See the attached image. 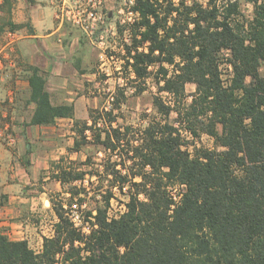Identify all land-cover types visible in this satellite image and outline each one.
I'll use <instances>...</instances> for the list:
<instances>
[{
  "label": "trees",
  "instance_id": "trees-1",
  "mask_svg": "<svg viewBox=\"0 0 264 264\" xmlns=\"http://www.w3.org/2000/svg\"><path fill=\"white\" fill-rule=\"evenodd\" d=\"M245 1L253 5L250 18L242 0H135L140 16L130 27L126 63L137 79L157 66L159 90L173 100L155 96L160 117L144 127L113 125L119 99L109 110L91 108L92 123L78 120L73 149L102 144L104 170L71 164L55 176L70 185L69 203L89 194L88 174L108 182L102 203L88 211L90 231L75 226L58 201L55 235L44 238L41 252L0 231V264H264V0ZM30 82L34 123L75 116L73 104L52 101L37 71ZM189 83L196 90L187 103ZM186 133H207L216 146L198 147ZM91 163L88 156L81 164ZM76 181L81 185H71ZM115 187L128 200L109 217Z\"/></svg>",
  "mask_w": 264,
  "mask_h": 264
},
{
  "label": "crops",
  "instance_id": "crops-1",
  "mask_svg": "<svg viewBox=\"0 0 264 264\" xmlns=\"http://www.w3.org/2000/svg\"><path fill=\"white\" fill-rule=\"evenodd\" d=\"M114 7V0H106L108 21L116 17ZM56 14V0H0V132L9 127L16 137L12 147L0 136V231L27 240L37 252L45 237L55 235V197L67 195L55 175L65 163L85 159L83 147L73 149L77 121L92 123L89 85L102 66L100 47ZM35 71L45 78L55 104L74 105V117L33 122Z\"/></svg>",
  "mask_w": 264,
  "mask_h": 264
},
{
  "label": "rangeland",
  "instance_id": "rangeland-1",
  "mask_svg": "<svg viewBox=\"0 0 264 264\" xmlns=\"http://www.w3.org/2000/svg\"><path fill=\"white\" fill-rule=\"evenodd\" d=\"M115 7L113 8L116 13L114 20L107 21L106 26H102L105 30V39L107 45H109L108 54L113 55V58L106 60V65H102L104 61L99 60V64L102 65L99 68V77L93 84L91 82L89 90V108L109 110L112 108L113 103L119 99L116 104L118 108L115 109L114 115L117 116V120L113 122V125L118 123L126 126L133 125L135 127H144L150 119L159 118L160 115L154 106V97L162 96L165 100H173V96L167 92H160L158 80H162V75L157 73V66L151 67V74L147 78H136L135 73L131 66L126 63V45L131 44V30H126L125 26L120 23V13L119 8L129 3V0H114ZM178 2L179 0H174ZM192 0H187L191 2ZM207 3L208 0H200ZM221 3L226 0H219ZM242 12L247 16L251 17L253 13V5L242 0ZM106 11L107 8H105ZM110 22L115 28H110ZM123 29V32L121 31ZM129 40H126V39ZM101 49V48H100ZM105 69L103 70V68ZM223 77L225 81H229L232 76V70L227 62L222 64ZM264 73V68L262 69ZM196 90V85L194 83H189L187 85V98L185 101L188 103L191 101V94ZM149 114L150 117L146 116ZM173 118L177 117V114L173 113ZM109 119L108 115H103L99 119L100 125L106 124V120ZM91 135V132L88 131ZM189 139H194V142L198 147H204L213 149L215 148V140L212 136L207 133H202L200 137L195 138L190 133H186ZM83 152L85 159L77 160L74 163H65V167L72 166L76 169H87L88 171L104 170V160L109 157V152L104 148L102 144H85L83 145ZM90 156L92 158V163L87 165H82L81 163ZM117 158V154L113 155V159ZM97 173V172H96ZM92 182V184H91ZM81 185V181L73 182L71 185ZM85 186L88 189L86 194L82 192L81 195L74 197L69 203L71 197L70 185L66 184L67 195H58L54 199V203L62 201L66 208V214L68 216L77 214L79 215L77 219L78 227L82 228L84 231L89 232L91 227L92 217H89L88 211L95 209L97 203L102 199L101 193L107 191L109 187L108 182H99V178L96 174L93 176L88 174L85 180ZM128 186L125 187V190ZM115 192V197L111 200V205L109 207V217L118 216L126 210V201L128 200V195L126 193H121L120 190L115 187L113 188ZM181 191V187L177 186L173 189L177 200L180 199L178 194ZM80 197H84L85 200L82 202L79 200ZM102 202H100L101 204ZM76 205V206H73ZM95 212V211H94Z\"/></svg>",
  "mask_w": 264,
  "mask_h": 264
},
{
  "label": "built area",
  "instance_id": "built-area-1",
  "mask_svg": "<svg viewBox=\"0 0 264 264\" xmlns=\"http://www.w3.org/2000/svg\"><path fill=\"white\" fill-rule=\"evenodd\" d=\"M106 0H56L57 19L61 22H70L75 26L83 29L102 50L103 66L106 65V60L113 58V55L108 54L109 45L105 39V30L102 26L107 25L108 11L105 10ZM135 0H129L124 6L119 8L120 23L129 30L131 25L139 19L140 14L133 9ZM126 40H129L128 38ZM105 67L103 68V70ZM101 123L99 122V125ZM2 139L9 145L16 144V137L10 131L9 127H5L0 132ZM76 206V205H73ZM75 226L78 227L77 219L79 215H70ZM80 228V227H79Z\"/></svg>",
  "mask_w": 264,
  "mask_h": 264
}]
</instances>
